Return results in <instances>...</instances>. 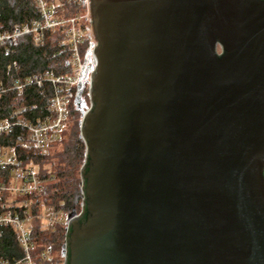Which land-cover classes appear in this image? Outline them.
Wrapping results in <instances>:
<instances>
[{
    "label": "water",
    "instance_id": "1",
    "mask_svg": "<svg viewBox=\"0 0 264 264\" xmlns=\"http://www.w3.org/2000/svg\"><path fill=\"white\" fill-rule=\"evenodd\" d=\"M90 1L64 264H264V0Z\"/></svg>",
    "mask_w": 264,
    "mask_h": 264
},
{
    "label": "built area",
    "instance_id": "2",
    "mask_svg": "<svg viewBox=\"0 0 264 264\" xmlns=\"http://www.w3.org/2000/svg\"><path fill=\"white\" fill-rule=\"evenodd\" d=\"M67 1L80 6L73 17L58 16V5L48 0H33V18L0 29V58L5 61L0 99L6 94L15 96L9 105L10 112L0 116V251L5 245L3 230L11 228L22 253L13 263L0 259V264H44L52 257V243L40 245L36 241L34 231L39 223V230L44 225L51 232L66 226L65 240L69 230L70 221L62 210L48 206L43 212L38 210V201L48 195L52 178H44L34 170L36 159L47 153L66 127L71 91H80L85 82L89 97L97 64L91 1ZM58 28H62L63 35L60 45L68 46L70 53L64 72L47 68L26 74L17 55L22 45L42 48L49 34ZM85 39H90L91 45L83 57L81 47ZM34 89L44 91L41 113L37 111L39 104L32 101ZM87 106L85 111L90 109V102ZM82 121L83 115L81 124ZM83 207L84 198L75 219L81 217Z\"/></svg>",
    "mask_w": 264,
    "mask_h": 264
},
{
    "label": "trees",
    "instance_id": "3",
    "mask_svg": "<svg viewBox=\"0 0 264 264\" xmlns=\"http://www.w3.org/2000/svg\"><path fill=\"white\" fill-rule=\"evenodd\" d=\"M48 2L58 5V16L60 17H73L80 11L78 4L69 3L67 0H48ZM34 16L33 0H0V29H6ZM61 34L62 28L54 30L49 34L46 46L39 49L30 47L28 44L22 45L17 55L26 74L33 71H43L47 68L55 69L59 73L64 72L70 53L68 46L60 45V41L63 39ZM90 45V39H85L81 47L82 54L87 51ZM63 49L64 53H60ZM4 63V59L0 58V77L5 75L2 66ZM79 90L83 101L88 103L89 97L85 82ZM31 92L34 93L32 101L39 104L37 111L41 113V106L45 99L44 91L34 89ZM78 92L76 90L71 91V98L76 97ZM14 100L15 96L13 94H6L0 99V116L10 112L9 105ZM69 101L68 121L61 132L59 140L50 145L47 153L35 161L38 174L44 178H52L48 195L42 196L38 201V210L40 212L45 211L47 206L52 209L62 210L67 215L74 210L77 213L82 210L83 183L81 180V168L85 161V145H83L84 142L80 137V118L82 114L75 101ZM39 224L34 231L37 243L40 245L46 242L52 243V257L45 261L44 264H64L63 249L66 244V226H59L54 232H51L44 225L39 230ZM3 231L5 234V245L4 248L2 247L3 251H0V259H8L13 263L16 259L22 257V253L18 247L15 232L11 228H6Z\"/></svg>",
    "mask_w": 264,
    "mask_h": 264
},
{
    "label": "rangeland",
    "instance_id": "4",
    "mask_svg": "<svg viewBox=\"0 0 264 264\" xmlns=\"http://www.w3.org/2000/svg\"><path fill=\"white\" fill-rule=\"evenodd\" d=\"M78 8H79V7H78ZM81 14L83 15V14H84V11H82ZM82 56L84 57V54H82ZM70 100H71V101H72V100L75 101V96L73 97V99L71 98ZM81 120H82V117L80 118V128H81ZM80 137H81V133H80ZM81 139H82V138H81ZM34 170H35V171H38V170H37V167H34ZM46 213H47V212H45V214H46ZM63 215H64V217L67 219V216H68V215H67V214H64V212H63Z\"/></svg>",
    "mask_w": 264,
    "mask_h": 264
},
{
    "label": "flooded vegetation",
    "instance_id": "5",
    "mask_svg": "<svg viewBox=\"0 0 264 264\" xmlns=\"http://www.w3.org/2000/svg\"><path fill=\"white\" fill-rule=\"evenodd\" d=\"M81 100H82V97H81Z\"/></svg>",
    "mask_w": 264,
    "mask_h": 264
}]
</instances>
